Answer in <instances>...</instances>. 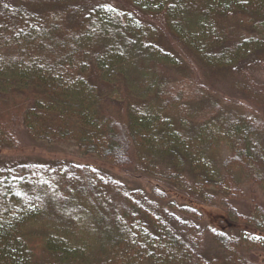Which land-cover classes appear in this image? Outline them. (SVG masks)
<instances>
[{"label": "trees", "instance_id": "obj_1", "mask_svg": "<svg viewBox=\"0 0 264 264\" xmlns=\"http://www.w3.org/2000/svg\"><path fill=\"white\" fill-rule=\"evenodd\" d=\"M127 1L162 15L176 50L107 5L0 0V150L17 149L21 129L71 142L182 201L89 166L1 168L0 264H255L264 0ZM197 204L228 229L204 224Z\"/></svg>", "mask_w": 264, "mask_h": 264}, {"label": "rangeland", "instance_id": "obj_2", "mask_svg": "<svg viewBox=\"0 0 264 264\" xmlns=\"http://www.w3.org/2000/svg\"><path fill=\"white\" fill-rule=\"evenodd\" d=\"M87 4L92 3L103 4L112 7L119 11L131 24L137 26H147L153 29L160 37L163 46L171 47L176 50L170 36L168 35L162 15L155 16L146 12L144 9L138 7L134 2L127 0H83ZM258 80L261 81L264 88V71L258 75ZM223 84V83H222ZM222 94L228 96L230 88L226 84L218 86ZM18 148L15 150L2 149L0 150V169L7 168L16 164H54V163H69L78 166H89L96 168L119 182L126 184L129 188H140L149 193L152 188L156 187L161 189L170 199L175 202L182 201L181 193L172 191L171 185L161 180L146 179L134 175L130 170H122L113 166L110 163L100 161L92 156H83L75 145L71 142L61 143L57 145H49L42 142L33 141L28 134L23 130H19L16 134ZM227 157V153H224ZM264 203V198L262 199ZM195 208L201 214L204 224L216 229H228L229 223L225 218L223 212L216 206L195 205ZM240 230L244 229L243 226L239 227ZM251 261L255 264H264V255L254 252L251 255Z\"/></svg>", "mask_w": 264, "mask_h": 264}]
</instances>
